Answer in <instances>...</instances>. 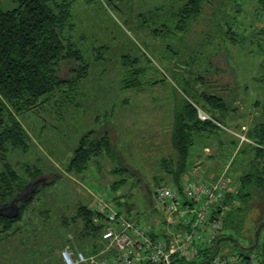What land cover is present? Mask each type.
I'll return each mask as SVG.
<instances>
[{
	"label": "rangeland",
	"instance_id": "obj_1",
	"mask_svg": "<svg viewBox=\"0 0 264 264\" xmlns=\"http://www.w3.org/2000/svg\"><path fill=\"white\" fill-rule=\"evenodd\" d=\"M56 1L71 2L68 33L84 54L88 70L75 96H66V103L56 106L50 101L38 115L20 118L31 144L27 152L10 151L8 161L22 178V186L33 178L30 169L34 167L40 168L39 176L47 184L15 224V234L0 235V264H60L57 254L65 248L96 251L90 235L79 236L83 223L76 220L75 224L70 218L80 205L97 213V199L117 206L113 200L119 197L131 205L130 218L151 225L153 215L157 216L151 201L158 185L154 178L162 177L159 183L169 180L162 160L175 157L173 107L181 95V77L194 88L231 102L222 122L227 129L238 131L244 126L248 131L264 123V0H222L223 17L217 31L211 16L217 0H210L205 15L184 35L166 30L183 0ZM0 6L8 10L15 5L0 0ZM213 32L215 39L206 44ZM100 47L106 49L95 58L92 50ZM122 54H130L138 67L140 88H120ZM73 68L62 62L59 75L66 79ZM199 76L206 84L197 80ZM154 81L159 82L147 84ZM83 134L88 139L109 140L115 146L110 152L114 155L105 153L93 158L86 171L69 173L65 168ZM249 143L239 144L222 129L195 136L190 168L201 164V175L206 177L229 166L227 174L238 184V177L254 157ZM255 165L261 168L262 163ZM53 176L57 177L54 182ZM254 193L242 232L228 229L223 235L238 239L241 245L249 244L247 230L256 226L259 191ZM66 219L68 227L63 224ZM263 237L264 230L259 244ZM233 245L222 240L220 253L233 251Z\"/></svg>",
	"mask_w": 264,
	"mask_h": 264
},
{
	"label": "trees",
	"instance_id": "obj_2",
	"mask_svg": "<svg viewBox=\"0 0 264 264\" xmlns=\"http://www.w3.org/2000/svg\"><path fill=\"white\" fill-rule=\"evenodd\" d=\"M11 1L15 5L12 9L3 10L0 6V204L10 202L25 186H22L24 184L22 178L8 161L10 151L27 152L31 144V137L20 118L25 115H38L40 109L50 101L56 106H59L62 101L66 103V96H75L88 70L84 54L68 33L71 30L69 24L71 2ZM209 1L183 0L177 10L172 13L169 19L170 25H166V30L187 34L192 25L205 15ZM222 7V0H217L215 6L211 8L213 28H216V31L221 28ZM227 29L231 31L229 26ZM215 32L207 37L206 44H209L211 40L213 42ZM105 49L106 47H100L92 50L94 57L100 58L101 52ZM131 57L130 54L120 56V63L124 69L120 79L121 89H137L142 86L137 76L138 67L132 64ZM62 62L74 65L70 77L66 79L59 75ZM197 80L203 85L206 84L200 76ZM179 85L181 95L177 97L173 107L172 146L175 157L162 160L165 167L164 173L169 176V180L165 182H171L177 186L181 184L183 176L191 167L189 158L195 136H202L204 133L216 134L221 131L219 126L210 121H200L196 108L212 115L222 124L231 106V102L226 101L225 98L205 90L200 91L183 77L180 78ZM86 133L91 134L92 131ZM88 134H83L79 138L73 155L69 159L70 162L65 168L67 172L82 173L87 170L93 158L105 153L109 156L110 152L115 150V146L113 147L104 137L88 139ZM246 136L251 142L249 148L255 155L253 154L254 157L247 162L249 168L241 172L238 184H235L240 206L228 213L225 223L226 230H233L237 234L242 232L244 220L249 216L252 207L249 202L253 199L255 190L259 191V199L256 201L259 214L255 219V225L264 220V123L255 124L247 131ZM233 143L237 145L236 142ZM238 153L243 154L244 151ZM113 155L110 154V156ZM256 162L262 163L261 168L255 165ZM39 169L36 167L30 169L33 170L29 171L33 178H30L29 182L43 177V175L39 176L41 174ZM56 178L53 176L52 182ZM162 179V177H155L154 181L157 184ZM46 184L42 183L27 201L19 203V214L15 218L0 216L2 237L15 234V224L23 218L24 212L29 208L36 194L42 191V187ZM113 201L126 215H130L131 205L120 201L119 197L114 198ZM98 216L100 215L92 209L80 205L77 207L76 214L70 218L75 224L76 220L83 223L79 236L90 235L93 247L102 229V225L94 221ZM68 223L67 219L63 222L64 225L67 224V227ZM236 240L240 243L238 239ZM249 242L251 243L252 239ZM233 248L234 252L247 253L235 244ZM253 251L264 254V237L261 244H258Z\"/></svg>",
	"mask_w": 264,
	"mask_h": 264
},
{
	"label": "built area",
	"instance_id": "obj_3",
	"mask_svg": "<svg viewBox=\"0 0 264 264\" xmlns=\"http://www.w3.org/2000/svg\"><path fill=\"white\" fill-rule=\"evenodd\" d=\"M200 121H210L239 140L250 142L247 129H227L212 115L196 108ZM251 143V142H250ZM206 153L209 152L205 148ZM216 175H201L196 163L179 186L161 182L152 195L151 225H141L111 201L97 199L96 223L102 229L94 242L96 251L65 248L60 251L62 264H264V254L250 251H219L216 241L226 230V217L240 206L238 189L227 168ZM256 249V248H255Z\"/></svg>",
	"mask_w": 264,
	"mask_h": 264
},
{
	"label": "water",
	"instance_id": "obj_4",
	"mask_svg": "<svg viewBox=\"0 0 264 264\" xmlns=\"http://www.w3.org/2000/svg\"><path fill=\"white\" fill-rule=\"evenodd\" d=\"M46 181L44 180V177H41L39 179H36L32 182L27 183L22 191H20L10 202L5 203V204H0V216L1 217H6L9 219L15 218L19 214V203H23L27 201L32 193L39 188V186L42 183H45ZM264 230V220H262L256 227V229L253 232V237H252V242L249 245H241L236 239H234L231 236H223L220 237L217 241L216 244L219 245V243L222 240H229L232 243H234L240 250L250 252L257 248L261 236V232ZM209 262V259L200 262L197 264H206Z\"/></svg>",
	"mask_w": 264,
	"mask_h": 264
},
{
	"label": "flooded vegetation",
	"instance_id": "obj_5",
	"mask_svg": "<svg viewBox=\"0 0 264 264\" xmlns=\"http://www.w3.org/2000/svg\"><path fill=\"white\" fill-rule=\"evenodd\" d=\"M256 227L257 226H255V227H253V228H249L247 231H248V233H250V235H251V239H252V237H253V232H254V230L256 229ZM249 244H251L250 242H249ZM248 244V245H249Z\"/></svg>",
	"mask_w": 264,
	"mask_h": 264
},
{
	"label": "crops",
	"instance_id": "obj_6",
	"mask_svg": "<svg viewBox=\"0 0 264 264\" xmlns=\"http://www.w3.org/2000/svg\"><path fill=\"white\" fill-rule=\"evenodd\" d=\"M65 244H66V246H69L70 245V243L69 242H65ZM61 246H64V244H62ZM64 248V247H63ZM58 256H59V258H60V251H59V254H57ZM58 256H57V259H58ZM58 261H59V259H58ZM59 262H61V259H60V261ZM60 264H62V263H60Z\"/></svg>",
	"mask_w": 264,
	"mask_h": 264
}]
</instances>
